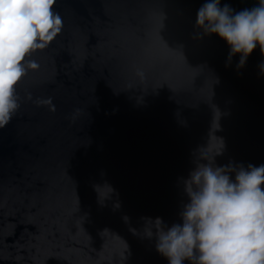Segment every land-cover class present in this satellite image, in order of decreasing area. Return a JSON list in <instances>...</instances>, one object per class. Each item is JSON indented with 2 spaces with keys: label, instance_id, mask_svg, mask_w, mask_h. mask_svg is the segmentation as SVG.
Wrapping results in <instances>:
<instances>
[{
  "label": "water",
  "instance_id": "water-1",
  "mask_svg": "<svg viewBox=\"0 0 264 264\" xmlns=\"http://www.w3.org/2000/svg\"><path fill=\"white\" fill-rule=\"evenodd\" d=\"M205 2L55 0L62 29L0 128V264H169L146 218L182 223L201 154L223 141L215 166L264 165V55L229 61L196 24Z\"/></svg>",
  "mask_w": 264,
  "mask_h": 264
},
{
  "label": "clouds",
  "instance_id": "clouds-1",
  "mask_svg": "<svg viewBox=\"0 0 264 264\" xmlns=\"http://www.w3.org/2000/svg\"><path fill=\"white\" fill-rule=\"evenodd\" d=\"M54 4L55 0H0V128L20 108L17 85L30 69L39 68L28 57L48 47L62 29ZM196 24L230 45L229 61L241 54L238 67L257 45L264 55V0L239 12L228 4L221 7V0H206L197 11ZM260 67L264 69V62ZM137 75L143 77V71L137 69ZM27 96L32 99L31 93ZM35 103L56 110L52 97ZM223 147L222 141L211 160L202 153L207 163H198L184 180L188 202L180 213L182 223L167 227L160 217L146 218L145 235H155L156 249L169 264H264V165L215 166V155Z\"/></svg>",
  "mask_w": 264,
  "mask_h": 264
}]
</instances>
